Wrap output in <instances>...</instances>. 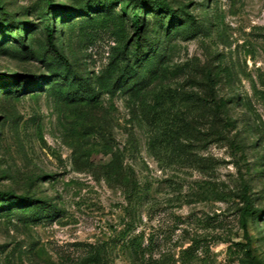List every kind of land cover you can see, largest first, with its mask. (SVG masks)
I'll return each instance as SVG.
<instances>
[{
  "label": "rangeland",
  "instance_id": "1",
  "mask_svg": "<svg viewBox=\"0 0 264 264\" xmlns=\"http://www.w3.org/2000/svg\"><path fill=\"white\" fill-rule=\"evenodd\" d=\"M0 264H264V0H0Z\"/></svg>",
  "mask_w": 264,
  "mask_h": 264
},
{
  "label": "trees",
  "instance_id": "2",
  "mask_svg": "<svg viewBox=\"0 0 264 264\" xmlns=\"http://www.w3.org/2000/svg\"><path fill=\"white\" fill-rule=\"evenodd\" d=\"M155 4V7H157L158 9H166L169 11V9L166 7V5L164 4V2H160V1H155L153 2ZM172 13V12H171ZM133 26H134V29L138 30L139 29V25H138V20H137V16L135 15V17H133ZM46 40H47V43L49 46H52V41H51V34H47V37H46ZM2 195H5L4 193H1Z\"/></svg>",
  "mask_w": 264,
  "mask_h": 264
}]
</instances>
